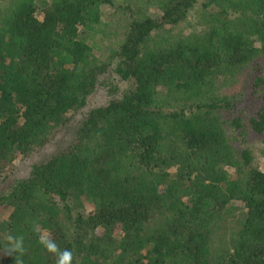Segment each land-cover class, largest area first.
Instances as JSON below:
<instances>
[{
  "label": "trees",
  "instance_id": "obj_1",
  "mask_svg": "<svg viewBox=\"0 0 264 264\" xmlns=\"http://www.w3.org/2000/svg\"><path fill=\"white\" fill-rule=\"evenodd\" d=\"M143 2L156 10L120 0L1 10L0 264H57L42 236L71 264H264V170L228 129L264 134V0H207L200 31L177 33L199 0ZM107 5L131 19L101 61L89 30ZM246 69L242 95L217 92ZM99 86L109 103L32 161Z\"/></svg>",
  "mask_w": 264,
  "mask_h": 264
},
{
  "label": "rangeland",
  "instance_id": "obj_2",
  "mask_svg": "<svg viewBox=\"0 0 264 264\" xmlns=\"http://www.w3.org/2000/svg\"><path fill=\"white\" fill-rule=\"evenodd\" d=\"M11 0H0V13L3 10L4 5ZM121 2L131 4L132 7L137 10V12H154L156 6L149 4L147 7L143 0H120ZM207 0H199L197 6L189 13L187 22L181 23L180 26L172 29L174 33L177 32H188L191 30L200 31L202 27L203 17L202 14L206 11L202 9V3ZM39 6H42L41 0H38ZM2 5V6H1ZM129 12L124 10H116L115 8L107 5L103 7V17L100 25L94 27V29L89 30L90 37L89 41L94 45L93 57L101 61H107L109 59V51L112 48L118 46L120 41L125 37V34L128 30L130 22ZM262 71L261 75L264 76V59H261L260 62ZM250 71L247 69L241 72L238 77L232 78L225 84H221L218 87L217 92L221 95H242V91L245 85V82L253 77L254 75H249ZM118 81V79H115ZM264 92V89H263ZM113 98V95H110L107 91V88L104 86H99L95 92L89 97L88 104L82 110L78 112L75 118L69 123V125L64 126L59 130L56 137L47 144L44 149L32 156V161H38L40 159L47 158L53 155L55 152L59 151L62 147L68 145L74 138V134L78 127L80 120L84 115L91 109L106 105L109 103L110 99ZM251 102V100H248ZM238 114L239 112H244L245 117H247V107L248 103L237 104ZM238 114L230 112L228 110L222 111L221 116L224 119L230 120L235 115ZM230 134L233 136V143L238 150L249 149L253 156L252 164L264 170V134H258L254 131H249L247 133H240L237 131L234 133L233 128L228 127ZM234 133V134H233ZM31 162V161H30ZM18 168L17 173L20 177L28 169V164H25L22 161L17 162ZM25 171V172H26Z\"/></svg>",
  "mask_w": 264,
  "mask_h": 264
},
{
  "label": "clouds",
  "instance_id": "obj_3",
  "mask_svg": "<svg viewBox=\"0 0 264 264\" xmlns=\"http://www.w3.org/2000/svg\"><path fill=\"white\" fill-rule=\"evenodd\" d=\"M9 244L11 245V251L23 252V239L21 237H14L9 235L7 237ZM41 243L45 248L52 253L58 254L57 264H71L72 253L69 250H64L63 252L58 251V247L54 241L47 237H41Z\"/></svg>",
  "mask_w": 264,
  "mask_h": 264
}]
</instances>
